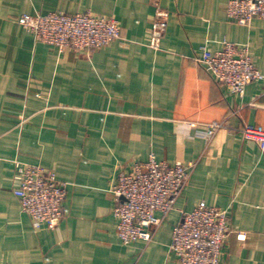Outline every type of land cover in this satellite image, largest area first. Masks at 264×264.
I'll use <instances>...</instances> for the list:
<instances>
[{
  "label": "crops",
  "instance_id": "1",
  "mask_svg": "<svg viewBox=\"0 0 264 264\" xmlns=\"http://www.w3.org/2000/svg\"><path fill=\"white\" fill-rule=\"evenodd\" d=\"M228 1L0 0V264H178L172 230L201 201L228 211L219 264H264V152L237 131L199 134L215 121L264 127V78L240 96L203 62L230 41L264 74V18L239 24ZM158 8L169 19L154 48ZM52 11L113 17L122 37L60 51L18 22ZM152 154L195 166L174 209L156 212L151 239L126 245L112 186ZM16 161L66 184L70 213L55 228H35L22 210Z\"/></svg>",
  "mask_w": 264,
  "mask_h": 264
},
{
  "label": "built area",
  "instance_id": "2",
  "mask_svg": "<svg viewBox=\"0 0 264 264\" xmlns=\"http://www.w3.org/2000/svg\"><path fill=\"white\" fill-rule=\"evenodd\" d=\"M226 11L231 20L249 25L255 17L264 18V0H229ZM168 19L167 10H156L150 27V46L160 48ZM18 22L34 35L36 41L55 46L60 51L100 48L122 37L115 18L90 12L25 13L19 16ZM203 62L216 81L240 96L250 82L264 78L254 65L248 48L238 47L230 41H224L223 47ZM221 129L241 133L264 152L262 126H233L227 121H215L199 134L210 139ZM194 166V162L160 161L152 154L147 161L135 162L129 171L119 170L112 186L113 213L118 236L124 244L130 245L141 238L151 239L152 227L160 222L156 212L167 214L174 209ZM13 181V192L35 228H55L69 215L66 184L58 181L50 170L16 161ZM231 231L228 211L201 201L193 210L182 212L172 230L170 248L176 254L178 264H219Z\"/></svg>",
  "mask_w": 264,
  "mask_h": 264
},
{
  "label": "rangeland",
  "instance_id": "3",
  "mask_svg": "<svg viewBox=\"0 0 264 264\" xmlns=\"http://www.w3.org/2000/svg\"><path fill=\"white\" fill-rule=\"evenodd\" d=\"M53 12V11H52ZM40 13V12H39ZM28 30V29H27Z\"/></svg>",
  "mask_w": 264,
  "mask_h": 264
}]
</instances>
